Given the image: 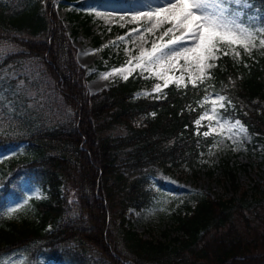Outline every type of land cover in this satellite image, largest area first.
I'll use <instances>...</instances> for the list:
<instances>
[{
    "label": "trees",
    "instance_id": "obj_1",
    "mask_svg": "<svg viewBox=\"0 0 264 264\" xmlns=\"http://www.w3.org/2000/svg\"><path fill=\"white\" fill-rule=\"evenodd\" d=\"M84 3L71 18L90 33ZM249 3L264 25V0ZM0 47L10 123L0 132V263L264 264L259 183L250 199L196 195L174 214L178 234L169 239L143 236L128 218L153 204L155 184L173 167L194 165L208 150L212 137L194 121L211 92L231 101L225 113L256 135L264 163V49L241 61L221 55L195 88L143 96L149 80L139 75L90 92L54 0H0ZM15 148L20 155L4 156ZM28 180L45 195L9 215Z\"/></svg>",
    "mask_w": 264,
    "mask_h": 264
},
{
    "label": "rangeland",
    "instance_id": "obj_2",
    "mask_svg": "<svg viewBox=\"0 0 264 264\" xmlns=\"http://www.w3.org/2000/svg\"><path fill=\"white\" fill-rule=\"evenodd\" d=\"M79 1L54 0V6L57 14L64 21L72 44L77 48L78 62L85 67L87 74L91 76L87 86L92 93L99 92L116 81L125 80L119 73H114L107 79L104 78L105 74L125 66L130 58L139 56L142 50L150 51L153 43L166 44L169 40V36H164L163 33L171 25L165 24L149 33L144 30L149 26L146 20L141 21L140 25L129 22L132 15L153 11L162 6L166 0H83L85 1L83 13L90 17V33H87L81 20L71 18L72 13L78 11ZM248 9L246 14H250ZM96 13L102 15L98 16ZM249 14L244 17L245 20L251 17ZM121 16L126 19L120 20L119 17ZM251 18L256 19L255 17ZM137 27H140V31L129 35L131 30ZM175 34L180 35L181 32ZM121 37L124 39L121 40ZM0 49L3 48L0 47ZM262 49H253L251 55ZM237 51L240 52V56L235 60H240L247 55L242 48H237ZM135 63L136 61L133 60V64ZM184 64L185 61L181 59L179 65L183 66ZM182 71V67H177L169 75L179 76ZM134 75L149 80V82L143 83L139 95H158L165 89L163 87L164 82L151 73L135 69L129 74V77ZM184 75L185 82H187V72H184ZM157 83L161 84L162 87L160 93L153 92L154 85ZM146 93H151V95H146ZM217 95L220 94L212 93L207 96L215 98ZM202 106L203 111L199 117L206 111L212 115L210 100L205 102L203 99ZM217 108L219 116L223 120L232 123L239 120L247 129V137L240 136L237 138L238 142L234 143L232 139L227 138L226 132L218 134L220 129L215 119L201 121L199 128L205 126V131H209V124L211 123L212 128L215 129L212 135H209V137L213 136V143L208 147V150L200 155L194 165L182 163L173 167L164 176L162 182L155 185L158 195L150 207L141 210L130 209L128 218L133 228L143 236L153 239H169L176 236L178 232L174 214L181 211L185 213L187 210L185 204L194 205L196 195L206 194L223 199L232 197L239 199L241 195H246L250 199L255 195L254 186L256 183L264 188V163L261 162L259 156L262 149L261 143L240 119L225 115L224 110L227 106L224 109H220L218 106ZM5 109L6 104L0 100V132H5L7 126L10 125L9 121L5 119ZM21 152L20 148H15L5 153L4 156L20 155ZM233 176L235 181H233ZM25 184V195L27 196L13 200L10 204V212L12 209L18 211L24 205L29 204L31 198H41L45 195L38 187L34 186L31 180ZM235 185L237 186L236 189ZM0 264H18V260L16 257H7ZM46 264L62 263L50 262Z\"/></svg>",
    "mask_w": 264,
    "mask_h": 264
},
{
    "label": "snow or ice",
    "instance_id": "obj_3",
    "mask_svg": "<svg viewBox=\"0 0 264 264\" xmlns=\"http://www.w3.org/2000/svg\"><path fill=\"white\" fill-rule=\"evenodd\" d=\"M250 7L249 0H166L153 11L132 15L130 23L140 25L141 21L148 22L149 26L144 29L145 32L152 33L154 29H159L165 24L171 25L163 33L164 36H169V40L166 44L153 43L150 51L142 50L139 56L130 58L125 66L113 69L112 72L105 74L104 78L119 73L127 80L129 74L135 69H140L162 80L165 88L169 84L186 88L189 83L195 88L198 83L202 84L206 79H210L208 70L216 67L215 61L220 55H230L235 59L240 56L237 48H242L249 56L253 49L264 48V26H256L251 17L244 19L246 16L244 10ZM119 19L126 18L121 16ZM139 31L140 27L133 28L129 35ZM177 32L181 34L176 35ZM181 59L185 61L183 66L179 65ZM133 60L136 61L135 64ZM177 67L183 68L181 74L170 76L169 73ZM184 72L188 74L187 82ZM161 91V84H155L153 92ZM209 100L212 104V115L204 112L195 121L198 128L201 121L215 119L220 129L218 134L226 132L227 138L232 139L234 143L238 142L237 138L240 136L247 137V129L239 120L232 123L219 116L217 106L224 109L231 104L226 96L204 97L205 102ZM213 131L215 129L210 123L209 131H205L203 135L207 137L212 135ZM15 211L17 209H12L9 215Z\"/></svg>",
    "mask_w": 264,
    "mask_h": 264
}]
</instances>
